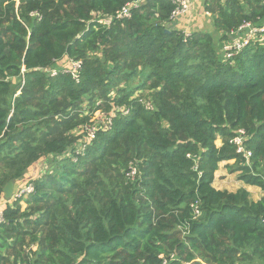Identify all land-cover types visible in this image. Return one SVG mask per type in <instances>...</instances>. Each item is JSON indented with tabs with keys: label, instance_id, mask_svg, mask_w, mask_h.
I'll list each match as a JSON object with an SVG mask.
<instances>
[{
	"label": "trees",
	"instance_id": "trees-1",
	"mask_svg": "<svg viewBox=\"0 0 264 264\" xmlns=\"http://www.w3.org/2000/svg\"><path fill=\"white\" fill-rule=\"evenodd\" d=\"M132 1L0 0V198L35 189L3 207L0 264H264V197L213 186L234 161L264 192V42L223 51L264 3L207 0L214 33L188 35L171 0L115 19ZM97 111L112 127L77 155Z\"/></svg>",
	"mask_w": 264,
	"mask_h": 264
},
{
	"label": "built area",
	"instance_id": "built-area-1",
	"mask_svg": "<svg viewBox=\"0 0 264 264\" xmlns=\"http://www.w3.org/2000/svg\"><path fill=\"white\" fill-rule=\"evenodd\" d=\"M172 3L175 5V9L172 12L171 19L176 20L180 16L188 13L191 10V2L190 0H171ZM226 1V0H223ZM141 0H134L132 2L127 3L115 16V19H124L130 18L132 11L136 9ZM264 3V0H261ZM109 23V22H106ZM189 35V34H188ZM232 40L227 42L224 47L223 51L226 54L228 59L232 58L234 55L239 54L242 52L247 46L252 44L253 42H264V23L260 26H255L251 22H244L239 29L231 34ZM80 63H72L71 68L65 69V72L73 73L76 77H78V72L80 70ZM148 106H150L148 104ZM100 112V111H97ZM96 112V113H97ZM118 112H123L124 114H128V110L126 109H119ZM95 113V114H96ZM94 114V115H95ZM100 116L105 120L101 125H95V122L90 120V124H88L84 131L86 132L85 141L78 147L76 154L80 155L85 151L87 146L96 138L97 132L100 129L109 130L112 127V119L115 116L114 113H111L109 116L100 112ZM246 131L244 129H240L238 134L230 141L232 145L235 146L236 151L238 154L245 157L247 161L252 156V152L246 148ZM77 158H74V162H77ZM137 173L136 167L133 165L130 167V172L128 173V177L134 179ZM35 192L34 186L29 183H23L21 185H16L15 191L12 195V199L10 201L6 200L4 197L0 198V223L4 221L3 217V207L7 202H21L28 198ZM195 213L196 215L200 214V211L196 206ZM173 258V256H172ZM163 264H167V260H164Z\"/></svg>",
	"mask_w": 264,
	"mask_h": 264
},
{
	"label": "crops",
	"instance_id": "crops-1",
	"mask_svg": "<svg viewBox=\"0 0 264 264\" xmlns=\"http://www.w3.org/2000/svg\"><path fill=\"white\" fill-rule=\"evenodd\" d=\"M192 6L191 10L180 16L178 19L174 20L175 28L186 32L187 34H192L194 32H207L214 33V19L213 16L206 11V2L207 0H190ZM222 145V141L220 140L218 147ZM233 164V163H232ZM231 163L224 162L220 165V168L215 173V179L213 182L214 188L217 190H227L229 192H236L239 189H246L250 192L251 200L259 201L262 197H264V192L255 186L246 185L244 182L240 181L238 178L237 186L234 190H232L231 185L228 184V179L225 178V175L228 173V165H232ZM43 166H37L38 170H41ZM225 171V172H224ZM37 171H35V175ZM28 179L25 180V182ZM22 205L23 209L26 208L25 202Z\"/></svg>",
	"mask_w": 264,
	"mask_h": 264
},
{
	"label": "rangeland",
	"instance_id": "rangeland-1",
	"mask_svg": "<svg viewBox=\"0 0 264 264\" xmlns=\"http://www.w3.org/2000/svg\"><path fill=\"white\" fill-rule=\"evenodd\" d=\"M91 120L93 122H95V125L98 126V125H101L105 119L100 116V112H97L93 117H91ZM84 141H85V139H84ZM219 142H220V140H218L216 142V144H219ZM233 162L234 161H230L228 163H231L232 164ZM45 165H46V163L44 161H41L40 163L37 164V166H45ZM42 168L43 167H41V169ZM237 178H238V173H230V171L228 169V173H227V175H225V178H221V179L222 180L223 179H228V184H230L232 190H234L236 188V186H237V181H238ZM22 205H24V204H22ZM22 209H23V206H22Z\"/></svg>",
	"mask_w": 264,
	"mask_h": 264
},
{
	"label": "water",
	"instance_id": "water-1",
	"mask_svg": "<svg viewBox=\"0 0 264 264\" xmlns=\"http://www.w3.org/2000/svg\"><path fill=\"white\" fill-rule=\"evenodd\" d=\"M18 182L10 181L4 188V198L8 201L12 199V195L15 191Z\"/></svg>",
	"mask_w": 264,
	"mask_h": 264
}]
</instances>
